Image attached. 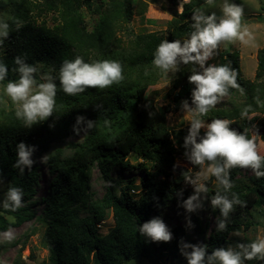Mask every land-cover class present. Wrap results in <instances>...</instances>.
<instances>
[{
	"label": "trees",
	"instance_id": "1",
	"mask_svg": "<svg viewBox=\"0 0 264 264\" xmlns=\"http://www.w3.org/2000/svg\"><path fill=\"white\" fill-rule=\"evenodd\" d=\"M193 2L200 5L206 0ZM93 6V0H19L11 8L8 18L11 31L7 38L11 47L2 59L9 73L2 83L12 80L10 72L16 67L11 64L13 58L24 55L29 64L44 63L53 70V76L57 78L54 81L57 95L53 114L31 128L25 127L15 114L0 121V183L6 185L7 193L10 186L22 188L24 196L21 203H26L16 212L0 207V233L21 226L38 215L37 218L46 224L44 242L49 251L47 264H123L145 258L158 264L156 255L163 253L168 246L173 249L183 247L182 237L187 233L186 228H169L162 222L171 237L167 245V242L152 241L141 235L139 227L157 219L154 215L158 214L161 206L169 202L180 206L197 195L183 185L185 176L189 177L190 172L176 168L174 163L178 152L173 140L182 138L181 154L194 165L190 160L192 146L184 145L188 131L181 129L173 137L166 121L170 108H156L146 100L145 93L165 76L152 63L157 46L163 40L183 42L193 31V22L191 17H187V9L179 20L169 23L165 32L146 33L125 40L120 33L133 19L132 0H112L93 28L88 30L83 10L84 7L92 10ZM17 24L21 25L18 29ZM76 56H81L86 63L118 61L122 65L124 79L109 88H89L77 96H68L60 87L59 68L65 59L73 60ZM215 56L217 66L227 64L237 70V82L244 89L243 93L238 89H229L225 97L244 94L246 101L230 108H213L204 118L209 121L230 120L231 128L246 132L249 138L255 134L264 141V46L257 52V69L253 80L243 78L238 50L218 49ZM199 70L198 65H180L172 82L173 102L187 100L192 106L191 93L195 85L189 83L188 76ZM256 97H259V104ZM247 105L252 106L251 110L247 117L242 118L241 110ZM78 116L84 117L80 123H77ZM88 121L95 122L92 129L88 128ZM87 129L89 136L73 159L50 156L55 141L78 138ZM203 134L201 131L197 142ZM20 142L28 147L34 146L32 170L23 166V174L13 167L17 159L16 146ZM133 152L144 162H151L153 167V171H150L140 164L145 177L139 196L136 197L133 192L137 186L132 180L125 187L114 182L118 193L110 184L100 199L92 198L89 191L93 167L97 166L104 179L111 181L113 169L120 165L130 166L128 161H123ZM46 154L49 191L39 198L43 209L38 212L32 207L38 204V159ZM206 163L209 165L211 162ZM217 163L223 166V158L217 157ZM240 171L238 167L228 170V179L233 185L231 189L225 190L214 176L212 178L217 187H207L211 200L217 194L230 201L237 197L240 200V203L233 202L227 216L222 214L219 206H211L215 214L230 220L224 229L217 230L222 233L213 237L211 243L224 239L230 227L239 228L243 213L261 208L264 204V177L257 179L254 174L236 179ZM259 171L264 172V163ZM82 210L88 211V215L82 216ZM109 211L114 227L101 236L97 224ZM4 215L13 217L15 221H10ZM186 249L193 253L190 246ZM213 258L208 251L201 264ZM254 261L264 259L247 260V264Z\"/></svg>",
	"mask_w": 264,
	"mask_h": 264
},
{
	"label": "rangeland",
	"instance_id": "2",
	"mask_svg": "<svg viewBox=\"0 0 264 264\" xmlns=\"http://www.w3.org/2000/svg\"><path fill=\"white\" fill-rule=\"evenodd\" d=\"M19 0H0V20L8 23L13 4ZM42 1V0H39ZM112 0H93L94 6L92 10H87L84 7L85 24L88 30H91L97 23L99 16L104 11L106 6ZM194 0H132L134 16L132 21L127 25L126 30L120 33L126 39L134 38L146 33L165 32L169 28V23L173 20H179L187 11V17H191L194 10L204 11L205 14L216 13L218 17L222 15V5L224 0H217L214 5L209 6L205 2L197 5ZM244 8L243 23L247 25L249 30L253 33L255 40L251 45L241 44L239 41L231 44H221L219 49H234L240 52V64L242 75L245 80H253L257 69V52L264 46V0H230ZM189 7V8H187ZM50 20V19H49ZM51 25V20L49 21ZM11 45L8 39L5 41L3 54H0V59L9 51ZM17 57V56H15ZM15 57L13 59H15ZM24 59L25 56L23 55ZM4 61V60H3ZM5 62V61H4ZM28 63L27 61H25ZM12 65L14 64L11 62ZM33 64V63H32ZM41 69V72H49L53 75V70L44 63H35ZM208 64L216 65V56L208 61ZM14 69V68H13ZM12 80L18 79V73L10 72ZM39 80V74H37ZM174 74H165L163 79L150 86L146 93V100L153 104L156 108L162 110L169 107L170 110L166 114L167 126L171 130L173 137L176 132L183 129L188 131L190 124V117L186 116L182 110V103L173 102L172 82ZM7 83L0 82V121L4 120L8 115H14L16 106L11 102L10 98L4 93V86ZM246 101L244 94H234L224 97L222 102L215 108H230L233 105H238ZM16 116V115H15ZM251 115L250 117H252ZM206 123L211 121L202 117ZM202 132L205 129H201ZM89 136L87 129L78 138L68 139L65 142L55 141L50 149V156H56L71 160L81 150V146L85 144ZM252 136H256L253 134ZM258 150L261 155H264V141L262 138L256 136ZM173 144L177 149V158L175 159V167L178 169H185L190 172L188 179L183 182V185L193 195H197L192 201V208L189 210L186 203L180 206L174 202H169L160 207L158 214L154 215L169 228H177L183 226L187 233L182 237L183 247L173 249L168 248L156 255L158 264H189L191 257L190 250L186 247L190 246L191 251L202 249L204 254L208 251L213 254L218 250L231 249L234 253L241 254L242 264H247V259L244 258V248L248 247L253 241L264 239V204L261 208L252 209L240 216L241 222L239 228L232 229L227 233L224 239H220L211 243L213 237L220 232L217 231L220 223H230L229 219H225L211 210L212 200L208 197L207 191H198V186L203 184L204 188H216L217 183L211 175L207 173L208 164L205 162L203 166L192 165L188 162L186 157L181 153V146L183 144L182 138H174ZM47 156L43 155V157ZM42 157V158H43ZM42 159H38L40 176L38 177V204L32 206L38 212H42L43 203L39 201L49 191V165L42 163ZM129 162L130 166L120 165L111 171V181L104 179L102 173L94 166L91 173L90 191L94 199H100L106 188L111 184L118 193L117 184L119 182L122 187H125L130 181L137 186L133 190L136 197L141 193L142 180L145 173L140 170V164H144L148 170L153 171L151 162L137 158L136 153H130L123 162ZM124 163V164H125ZM148 165H147V164ZM196 166V167H195ZM240 174L236 175V179L254 175L252 168H240ZM243 176V177H242ZM207 177V178H205ZM211 182V183H210ZM210 183V185H208ZM7 200L6 185L0 183V207L4 206ZM26 205V203H21ZM82 216L88 215V211L82 210ZM10 221L15 219L11 216L4 215ZM38 216V215H37ZM37 216L31 221L25 222L21 226L11 227L8 231L0 233V264H47L49 251L45 247L44 235L46 231V224L38 219ZM98 233L105 236L113 227L114 220L111 211L107 212L106 217L97 224ZM11 233V242L6 235ZM222 233V232H221ZM222 236V235H221ZM169 245L170 243H165ZM123 264H154L149 258L143 260H135L125 262ZM205 264H221L217 258L207 260ZM251 264H264V261H254Z\"/></svg>",
	"mask_w": 264,
	"mask_h": 264
},
{
	"label": "clouds",
	"instance_id": "3",
	"mask_svg": "<svg viewBox=\"0 0 264 264\" xmlns=\"http://www.w3.org/2000/svg\"><path fill=\"white\" fill-rule=\"evenodd\" d=\"M215 0H206L209 6L214 5ZM222 15L218 17L215 12L205 14L199 9L194 10L191 15L192 29L190 37L183 42L174 40L169 42L163 40L156 48L152 63L163 73L175 74L179 71L180 65L194 64L199 66V71H193L188 76L190 84L195 85L191 93V104L187 100L182 101V110L190 117L188 135L184 139V145L192 146L190 160L195 165H208L207 173L214 176L223 185L225 190L231 189L233 185L228 179V170L232 168H252L257 179L264 177V172L259 171L264 163V155L258 150L256 136L249 138L246 132H239L230 125L232 121L227 119H214L206 123L202 117L220 104L229 89H238L241 93L244 89L237 82L238 72L229 65L208 64V61L217 53L221 44H231L239 41L244 45L254 43L255 37L246 24L243 23L244 8L230 0H224ZM17 24V29L20 27ZM10 25L0 20V54H3L4 44L10 34ZM16 67L12 69L18 73V79L9 80L4 86V93L16 106L15 115L24 122V126L31 128L34 124L47 120L56 110L57 78L49 72H41L36 64L25 62L24 57L17 56L14 59ZM9 68L0 59V82L7 79ZM39 74V80L37 79ZM60 87L68 96H77L89 88L105 89L113 84H119L123 79V68L120 62L115 60H103L93 63H86L81 56L73 60L65 59L59 68L58 75ZM259 104V97H256ZM251 105L241 110V117H247ZM84 120V117H77V123ZM93 121H88V128L94 127ZM49 127H52L50 125ZM257 127V126H253ZM201 129H205L203 136L197 142ZM33 147H28L24 142L16 146L17 159L13 167L19 169L20 174L24 173L26 166L32 170L34 161L31 159ZM217 157L223 158L224 164L217 163ZM42 163L47 162V156L42 158ZM207 178V177H205ZM188 179V176H185ZM198 191H206L203 184L198 186ZM24 196L22 188L10 186L7 193V200L4 209L9 212H16L22 208L21 199ZM191 197L187 202L189 210L192 208ZM233 202L240 203L239 198L230 201L226 197L217 194L213 200V206H219L224 216L232 210ZM220 229L225 228L223 222ZM139 233L149 237L152 241L170 240V234L165 225L159 219H152L139 227ZM11 242V233L6 234ZM244 248V258L264 259V239L253 241L247 248ZM250 249V250H249ZM204 256L202 249L194 250L189 259V264H201ZM221 264H242L241 254L229 250H218L213 253Z\"/></svg>",
	"mask_w": 264,
	"mask_h": 264
}]
</instances>
